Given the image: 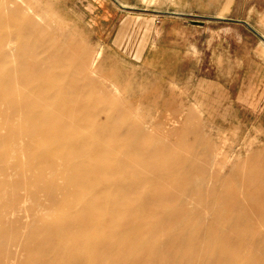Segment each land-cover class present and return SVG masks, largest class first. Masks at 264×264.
I'll use <instances>...</instances> for the list:
<instances>
[{
    "label": "rangeland",
    "instance_id": "rangeland-1",
    "mask_svg": "<svg viewBox=\"0 0 264 264\" xmlns=\"http://www.w3.org/2000/svg\"><path fill=\"white\" fill-rule=\"evenodd\" d=\"M25 3L32 15L0 0V44L12 49L0 76L19 82L21 70L37 67L40 88L69 95L67 121L93 129L90 144L103 153L96 148L73 165L104 161L108 178H95L94 190H108L104 198L124 206L108 215L123 224L103 231L114 240L100 252L102 264H223L226 238L234 243L245 228L264 227V41L240 23L213 18L244 22L264 39V0ZM29 45L39 46L36 58L26 56ZM0 112H9L0 116V264H55L53 254L73 252V245H81L85 264H96L90 242L105 217L75 233L56 226L77 216L66 183L74 176L63 165L31 162L39 155L28 152L24 113L12 114L3 102ZM12 133L16 139L7 140ZM33 147L59 152L64 144ZM130 183L141 194L117 189ZM49 185L58 188L52 203L44 194ZM151 192L148 211L144 194Z\"/></svg>",
    "mask_w": 264,
    "mask_h": 264
},
{
    "label": "bare ground",
    "instance_id": "bare-ground-1",
    "mask_svg": "<svg viewBox=\"0 0 264 264\" xmlns=\"http://www.w3.org/2000/svg\"><path fill=\"white\" fill-rule=\"evenodd\" d=\"M10 4L14 6V11H20L24 14H31L32 10L28 4L25 3V0H10ZM2 25H0L1 27ZM8 41L1 40L0 44V69L7 68L8 63L6 62L3 55L6 51L12 53V49L9 46ZM27 57L36 58L37 51L39 46L33 45L28 46ZM262 52L264 53V47ZM59 55V52L57 53ZM98 59V54H94L89 59L88 65L86 66V73L93 75L95 73V65ZM22 69V67H21ZM87 74V75H88ZM41 75V71L34 67L29 72L25 73L24 69L21 70V80L16 79L11 76L10 73L0 76V103L3 102L7 109L12 110V114L24 113L25 120L24 124L26 125V137L29 140V145L31 146L30 150L28 149L29 154H38L39 157L33 158L31 162L35 163H48L51 167L55 165H63V173L66 175L74 176L72 181L67 179V187L73 189L75 195V200L69 205V208H73L77 213V216H71L70 218L64 217L56 221V226H61V228H70L72 232H79L80 230L87 229L90 226L94 225L91 220L95 219L97 216L105 217V220L98 222L96 224L97 237L96 240L90 242V246L98 250L97 256L95 257L96 264L105 263L103 254L109 249L110 245L114 238H109L103 234V231L107 228L115 225L121 226L122 220L113 219L112 216H108L112 211H122L124 206L121 202L118 201H109L106 198L108 190L104 189L102 191L94 190L93 181L95 178H108L107 166H104L105 162L103 161L102 165L96 166L95 164H87L84 166L75 167L73 163L80 161L83 157H87L91 151L94 149L99 150L101 153V146L97 147L96 145L90 144V139H92L93 129L91 127L87 128L89 122L83 121V124H78L76 120L70 119L67 121V117L71 116V113H74L73 106L66 102L69 99V95L65 92V95L61 96V93L56 94L55 92H45L44 88H40L37 78ZM23 89L22 97L23 100L20 104L14 102V98L19 94H16L15 90L18 89V83ZM70 83V81H69ZM74 84V82H73ZM69 87H72L69 84ZM118 88L112 87V93L115 95ZM117 95V94H116ZM115 95V96H116ZM41 98L45 100L43 102L36 101L35 98ZM71 96V95H70ZM66 101H64V100ZM41 100V101H42ZM58 104H54L56 101ZM75 106V105H74ZM77 108V107H76ZM80 108V107H79ZM77 110H79L77 108ZM6 115L9 112H0ZM7 140L14 141L16 139L15 134H10L9 137H5ZM5 139V140H6ZM42 142L48 144H54L55 147L58 145L64 144V149L61 151H39L36 147H33L36 142ZM7 145V144H6ZM29 146V147H30ZM42 145L39 146L41 148ZM6 156V155H5ZM127 172L138 171V169L126 166L125 163L121 164ZM113 168V167H112ZM111 168V169H112ZM39 171V169H36ZM42 170L39 171L41 173ZM109 171V170H108ZM140 171H138L139 174ZM127 190L128 192H133L141 194L142 188L139 186H134L133 183H130L126 186H118V190ZM71 189V190H72ZM58 188L54 185L50 186L49 189L44 191V194L49 203L56 201V195ZM119 192V191H118ZM157 192L145 193V199L147 201V210H151L153 202L156 199ZM84 195L90 196L86 199H83ZM158 200V198H157ZM63 201H66L63 200ZM70 200L67 202L69 203ZM105 205L107 207H105ZM16 208L11 209L13 212ZM258 216V215H257ZM130 218V217H129ZM132 218H135V216ZM127 223H135L136 219H132ZM155 217L151 218L153 221ZM248 218L254 222L256 215H249ZM246 226V224H245ZM263 226L254 227L252 229H247L239 232L235 237V242H232V239L226 238L225 245L222 248L221 252V261L223 264H264V230ZM89 242V241H88ZM46 245L49 242L45 243ZM126 247L130 250L133 245L127 244ZM73 252L64 251L56 252L53 254V261L55 264H85L87 257L81 256L80 250L81 245H73L71 247ZM128 253H123L121 259L124 260L127 258ZM139 258L135 257V263L139 262ZM140 263V262H139ZM138 264V263H137Z\"/></svg>",
    "mask_w": 264,
    "mask_h": 264
},
{
    "label": "water",
    "instance_id": "water-1",
    "mask_svg": "<svg viewBox=\"0 0 264 264\" xmlns=\"http://www.w3.org/2000/svg\"><path fill=\"white\" fill-rule=\"evenodd\" d=\"M167 15H171V16H182L180 14H175V13H165ZM213 20H216V21H228V22H236V23H240L242 25H244L246 28H248L251 32H253L257 37H259L260 39H262L264 41V39L259 36L257 33H255V31H253V29H251L249 27V25H247L246 23L244 22H241V21H232V20H228V19H222V18H213Z\"/></svg>",
    "mask_w": 264,
    "mask_h": 264
}]
</instances>
